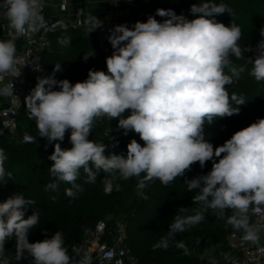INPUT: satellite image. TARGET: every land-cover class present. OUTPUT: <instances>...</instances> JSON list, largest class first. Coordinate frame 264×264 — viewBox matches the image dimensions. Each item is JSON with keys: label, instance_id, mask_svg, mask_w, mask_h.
I'll use <instances>...</instances> for the list:
<instances>
[{"label": "clouds", "instance_id": "9594fccd", "mask_svg": "<svg viewBox=\"0 0 264 264\" xmlns=\"http://www.w3.org/2000/svg\"><path fill=\"white\" fill-rule=\"evenodd\" d=\"M40 8V0H0V10L16 38L36 32L38 21L44 23ZM225 12L231 14V9L214 0L193 4V19L172 9H157L156 15L165 17L162 22L149 16L132 27L119 24L110 29L108 41L114 51L106 57L107 72L90 69L86 80L73 84L55 79L61 70L58 63L51 75L38 76L25 104L38 136L54 146L48 156L52 181L45 191H56L66 183L71 185L65 189L66 196L76 198L84 190L77 183L82 169L86 183L94 184L104 174L101 183L106 195L121 190L117 180L137 178L138 195L147 200L144 189L148 182L159 180L167 186L177 177H185L194 164L204 168L211 161L207 174L185 179L188 191L197 190L192 203L200 207L187 215L182 214L189 213V208L179 207L167 235L156 247L167 249L176 233L199 224L208 209L221 216L231 210L227 224L243 230V241H257L258 229L250 223L249 213H264V118L234 132L220 146L214 147L203 135L205 124L238 115L245 104L242 96L228 92L227 86L243 71L233 64V57L244 59V52H255V58L247 60L252 64L250 75L264 81V28L255 48L242 47L241 28L215 19ZM88 24V34L102 26L95 16ZM58 43L68 45L71 38H58ZM90 56L94 55L83 58L86 61ZM17 63L15 40L0 39V80L8 74L18 77ZM34 70L42 71L38 65ZM12 88L11 83L5 91ZM102 117L118 120L117 128L124 135L135 132L143 145L132 139L126 156L106 155L105 144L88 138L95 121ZM66 133H70V148L61 147ZM24 141L35 143L36 137L25 134ZM7 159L0 148V184L12 176L5 168ZM35 203L22 192L0 202V264L29 257L32 264H73L59 230L51 238L29 242L28 234L40 220L33 209ZM29 206L33 211L25 216ZM13 238L15 254L9 256L6 243ZM177 246L190 254L184 244ZM77 264H92L91 256L85 252Z\"/></svg>", "mask_w": 264, "mask_h": 264}, {"label": "trees", "instance_id": "16d2710c", "mask_svg": "<svg viewBox=\"0 0 264 264\" xmlns=\"http://www.w3.org/2000/svg\"><path fill=\"white\" fill-rule=\"evenodd\" d=\"M205 0H139V11L144 12L145 21L149 16H154L158 21L165 17L156 15L157 9H172L177 15H184L188 19L195 18L190 13L193 4ZM215 3H224L231 9V14L225 12L217 15L215 19L226 26L235 23L242 30L239 44L242 47L255 48L262 39L259 32L264 28V0H214ZM48 16V12L46 14ZM69 37L71 43L62 45L58 38ZM50 47L42 54V61L46 67L54 68L60 63L57 80L67 79L73 84L87 79L88 71L101 70L107 72L106 59L99 48L92 32L80 27L58 29L50 33ZM92 54L86 61L83 56ZM244 59L233 57V64L243 69L239 79L234 78V83L227 86L228 92L242 96L245 104L240 106L238 115L217 118L211 124H205L203 129L204 139L213 146L222 145L230 139L234 132L247 127L258 118H264V81H256L250 75L252 64L247 60L255 58V52H244ZM227 72V69L225 70ZM54 90H59L58 87ZM233 107H236L233 102ZM129 113H125L127 115ZM118 120H109L107 117L98 118L90 132L89 139L102 142L107 146V154L127 153V144L136 139L143 145V141L135 132L123 134L117 128ZM25 134L36 137L35 143L24 141ZM70 133H66L61 142L62 148H70ZM0 148L8 159L5 162L6 171L11 172V179L0 184V202L6 200L11 194L22 192L25 198L33 199L36 203L33 209L39 212V224L28 234L29 242L41 241L60 231L65 239V247L73 257L77 255L72 245L83 239L92 230L96 223L112 215L126 222L127 244L132 252L143 264H232L231 260L223 256L229 249L227 236L231 232L241 233L227 224L232 215L231 210H226L223 216L218 211L208 209L204 212V220L184 232H178L169 241L167 249L156 247L162 237H165L169 225L174 220L179 207L191 209L200 205L192 203V197L197 190L188 191L185 179H192L197 175H205L212 168L208 161L204 168L196 163L185 177H177L172 183L165 186L159 180L148 182L144 189L147 200L141 199L137 192V178L131 180L119 179L120 191H113L106 195L103 191V173L97 176L96 183H86V174L81 169L77 183L82 184L83 191L76 198H69L65 189L71 187L61 183L56 191H45V186L52 181L49 174L51 161L48 156L54 151L53 144L46 138L38 136L36 122L30 116L22 114L16 130L9 134L4 132L0 121ZM56 197L55 200L52 197ZM29 206L25 209V216L33 211ZM214 216L215 220H211ZM250 222L252 219L251 214ZM184 244L190 254L177 246ZM15 239L6 243V254L14 256ZM13 264H32L27 258Z\"/></svg>", "mask_w": 264, "mask_h": 264}, {"label": "built area", "instance_id": "2783aa9c", "mask_svg": "<svg viewBox=\"0 0 264 264\" xmlns=\"http://www.w3.org/2000/svg\"><path fill=\"white\" fill-rule=\"evenodd\" d=\"M87 0H40V16L44 23L38 24L34 33L19 37L22 40L21 50H17V69H20L18 77L10 74L4 75L0 80V121L3 128L16 130L22 114L29 116L25 97L37 83L38 76H48L54 68L46 67L42 61V54L50 47V33L58 29L84 26L85 17L89 14L84 11L82 3ZM115 5L97 15L102 26L92 33L95 36L99 48L106 57L114 51L108 41L110 29L115 25L126 24L131 27V22L145 21V14L140 9L139 0H114ZM77 3L75 8L70 7ZM48 12V16L46 15ZM138 13V15H134ZM13 39L16 44L15 33L8 27L7 17L0 10V39ZM38 65L42 71L34 70ZM58 72L55 73V79ZM13 84L10 92L6 87ZM251 224L258 229V240L245 242L242 240L243 232H231L227 236L229 249L223 252V256L231 260L232 264H264V244L261 239L264 236V213L256 214L250 211ZM72 249L77 255L73 264L82 258L87 252L92 259V264H143L132 252L127 244L126 222L121 218L107 215L100 219L95 227L90 230L82 240L75 242Z\"/></svg>", "mask_w": 264, "mask_h": 264}, {"label": "rangeland", "instance_id": "374dc122", "mask_svg": "<svg viewBox=\"0 0 264 264\" xmlns=\"http://www.w3.org/2000/svg\"><path fill=\"white\" fill-rule=\"evenodd\" d=\"M77 3L72 4L70 7L75 8ZM115 5L114 0H87L82 3V7L85 12L89 15L85 17L84 26L88 28L90 25L88 24V20L93 16L97 15L98 13L110 8L111 6ZM5 40V38H1Z\"/></svg>", "mask_w": 264, "mask_h": 264}, {"label": "water", "instance_id": "95a60500", "mask_svg": "<svg viewBox=\"0 0 264 264\" xmlns=\"http://www.w3.org/2000/svg\"><path fill=\"white\" fill-rule=\"evenodd\" d=\"M21 43H22L21 38L16 39V49H17L18 51L21 50ZM4 132L7 133V134H9V133H10V130L7 129V128H4ZM210 219H211V220H215V217H214V216H210Z\"/></svg>", "mask_w": 264, "mask_h": 264}, {"label": "crops", "instance_id": "0c3cea01", "mask_svg": "<svg viewBox=\"0 0 264 264\" xmlns=\"http://www.w3.org/2000/svg\"><path fill=\"white\" fill-rule=\"evenodd\" d=\"M107 10V9H106ZM134 15H138V13L134 14ZM135 24V21L131 22V27ZM262 243L264 244V236L261 239Z\"/></svg>", "mask_w": 264, "mask_h": 264}]
</instances>
